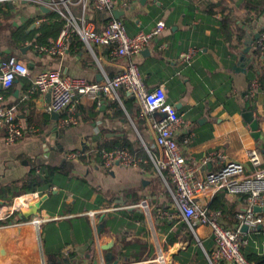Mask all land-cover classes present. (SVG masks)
<instances>
[{
    "label": "crops",
    "instance_id": "1",
    "mask_svg": "<svg viewBox=\"0 0 264 264\" xmlns=\"http://www.w3.org/2000/svg\"><path fill=\"white\" fill-rule=\"evenodd\" d=\"M115 1L113 12L119 13L113 16L124 24L129 36L150 32L157 21L165 24L163 32L131 58L114 56L107 47H93L91 52L75 34L65 41L61 54L39 52L40 47H55L62 27L56 38L47 39L48 45L33 44L30 33L50 12L24 1L0 2V65L14 57L29 66L28 75L16 76L7 89L0 87L2 104L17 106L18 119L27 130L15 143L5 144L0 139V264H45L47 253L72 257L79 253L77 260L84 264H102L103 258L107 264L108 252V264H209L207 255L214 246L208 224L197 223L192 232L181 220L170 183L162 181L150 159L158 157L152 124L159 114L142 115L138 101L119 90L118 99L92 102L80 98L75 104L78 123L63 127L67 112L57 113V122L52 120L44 111L50 101L47 93L30 92L29 85L41 70L54 68L61 75L101 82L131 60L138 67L145 90L162 87L167 103L178 113L180 125L174 139L188 164L212 157L200 168V174L217 171L228 162L250 170L247 152L264 144V89L259 84L254 98L248 96L249 86L262 72L254 54V38L264 26V10L246 24L242 0H130L126 5ZM85 18L100 29L109 14L89 8ZM41 19L44 21L37 23ZM57 21L64 25L58 16ZM222 21H226L227 31L221 29ZM18 28L29 38L24 44L17 42L19 36V40L13 36ZM73 36L78 46L72 45ZM189 50H195L191 63L180 61L179 56ZM115 101L120 115L110 109ZM247 103L252 105L258 124V139L251 136L242 117L248 112ZM97 146L133 151L141 163L103 169L94 159L83 162L81 155L69 156L90 154ZM43 166L62 170L53 179L50 195L35 192L10 196L2 190ZM162 174L167 179V172ZM217 195L226 208L237 211L234 218L210 208ZM244 201L243 196L210 190L196 200V205L207 212H219L221 223L235 228ZM141 203L146 208L139 206ZM37 220L39 224L34 223ZM102 223L104 228L97 233ZM242 232V250L264 253V229ZM47 243L65 246L44 250ZM102 246L110 248L106 251Z\"/></svg>",
    "mask_w": 264,
    "mask_h": 264
},
{
    "label": "built area",
    "instance_id": "2",
    "mask_svg": "<svg viewBox=\"0 0 264 264\" xmlns=\"http://www.w3.org/2000/svg\"><path fill=\"white\" fill-rule=\"evenodd\" d=\"M2 1H24L37 8L42 6L63 21L64 25L55 47L51 49L40 47L39 52L61 54L65 50V41L75 34L91 52L93 47H107L114 56L131 58L139 54L165 28L162 21H157L150 32L129 36L124 24L113 16L115 0H0ZM128 1L130 0H121L124 5ZM89 8L109 14V18L100 29H96L91 21L86 20L85 14ZM43 21L44 19H41L37 23ZM255 49L258 51L256 61L260 64L264 75V26L259 31ZM194 55L195 50H189L182 53L179 60L190 64ZM28 74L29 66L25 62L10 57L6 63L0 65V87L7 89L16 76ZM258 88L259 82L256 80L249 86L248 96L254 98ZM119 89L131 93L140 104L142 115L159 114L158 120L152 124L158 157L150 156V159L159 170L162 181L166 184L170 183L174 207L181 220L187 222L192 232L197 223H206L210 227L214 246L207 255L209 264H252L245 259L241 251V247L245 244L241 227L246 226L248 231H255L258 227L264 229V212L254 211L255 207H264V144L247 152L250 170H246L240 163L228 162L217 171L200 174V168L210 162L212 157L206 156L191 165L188 164L174 139V134L180 125L178 113L173 105L167 103L162 87L150 92L145 90L138 67L131 60L127 61L122 70L111 78L105 77L101 82L61 75L60 71L54 68L44 69L34 77L30 92L31 94L50 93V101L44 111L48 114L67 112V116L61 122L63 127H67L74 126L79 121L75 104L80 98L85 97L92 102H98L103 98L118 99ZM18 114L15 104L4 105L0 100V139L5 144L15 143L27 131L22 127ZM185 143L187 144L188 140H185ZM94 154H99L98 165L103 169H109L114 165L133 167L141 163L140 159L120 148L112 150L100 148V151L92 149L87 155L93 157ZM80 155L82 154H69V156ZM163 171L167 172V179L162 174ZM210 190L214 192L221 190L229 195L245 198L243 209L236 216L237 227L229 228L222 224L219 212H207L197 207L196 200ZM139 206L146 208L144 203ZM34 223L39 224L40 221ZM104 260L105 258L102 264H105Z\"/></svg>",
    "mask_w": 264,
    "mask_h": 264
},
{
    "label": "trees",
    "instance_id": "3",
    "mask_svg": "<svg viewBox=\"0 0 264 264\" xmlns=\"http://www.w3.org/2000/svg\"><path fill=\"white\" fill-rule=\"evenodd\" d=\"M244 9L246 10V17L244 19V22L246 24H249L254 17H256L258 14H260L264 10V0H242L241 1ZM46 21L43 22L36 30L30 33L31 37V43L33 44H42V45H48V38H56L57 34L59 33L62 23L57 21V16L53 13H48L45 15ZM221 29L227 31L228 26L226 24V21H222L220 25ZM13 36L16 38L17 36L20 37V40L17 41L20 44H24L26 40L29 38L25 35V32L18 28L13 31ZM240 37V36H239ZM72 45L75 44L78 46L79 41L77 40L76 36L71 37ZM254 54L257 56L258 51L255 49ZM255 56V57H256ZM259 84L262 89H264V75L261 72V76L258 77ZM32 86V82L29 85V89ZM122 92V89H119ZM118 90V91H119ZM37 95V94H33ZM119 96V95H118ZM249 102V101H248ZM250 103H247V111L253 113L252 105L250 106ZM78 107V106H77ZM76 107V108H77ZM110 109L113 110V113L115 115H120L121 112L119 111V107L117 106V101L112 102L110 104ZM76 110V109H75ZM140 110V109H139ZM138 110V111H139ZM77 112V111H76ZM120 113V114H117ZM123 114V113H122ZM43 119H47L43 116ZM105 146V145H104ZM96 147L95 150L100 151V148L108 149L107 147ZM83 155H81L79 158L85 162L88 160H95L96 164H99L100 158L99 154H94L93 157L91 155H85L84 152H81ZM133 154V151L130 152ZM138 156H141L138 154ZM137 158V157H136ZM32 169L29 174L25 176L20 182H16L17 184L13 183L10 186L3 187V191L9 192L10 196H19L22 194H29V193H35L39 192L41 194H51L54 186V177L57 174H61L62 170H59L56 167H49V166H43L40 168V170ZM220 196H215V199L213 200L212 204L210 205V208L213 210H221L224 214H229L231 218H234L237 211L232 210L231 208H226L224 205V202L220 198ZM246 249V248H245ZM243 256L245 259L252 263V264H264V253L259 254L255 249L247 248L245 251L242 250Z\"/></svg>",
    "mask_w": 264,
    "mask_h": 264
},
{
    "label": "water",
    "instance_id": "4",
    "mask_svg": "<svg viewBox=\"0 0 264 264\" xmlns=\"http://www.w3.org/2000/svg\"><path fill=\"white\" fill-rule=\"evenodd\" d=\"M42 11H44L45 13H47L48 11L45 10L43 7L41 8ZM119 12L118 11H115L113 12V15L115 17H117V14ZM259 37V33L256 34L255 36V40H257ZM246 44V42H245ZM251 44L249 43L248 46L242 51V54L240 55V60L242 61L244 58H245V54L247 53V51L249 50ZM129 95H131L130 92H127ZM46 99L47 101L50 100V93H47L46 95ZM104 107V104L101 103V109H103ZM50 117L52 120L56 121L59 119V115L57 113H50ZM242 117L244 119V121L249 125V128L251 130V136L255 139H258L259 136H260V133H259V130H258V124H257V121L254 119L253 115L251 112H247V113H244L242 114ZM157 118H159V116H157ZM56 128V127H55ZM49 195V194H48ZM43 196L42 197V201L48 196ZM255 212H261L263 211L264 212V207L263 208H259V207H255L254 209ZM103 216L101 215L100 216V220H102ZM104 228V224H100V226L98 227L97 229V233H100L101 229ZM259 228V227H258ZM242 230L243 231H246L247 230V227L246 226H243L242 227ZM110 247L109 246H102L101 249L103 250H108ZM93 246L91 247V254L90 256L93 255ZM3 252V250L1 249V253ZM75 257V258H74ZM81 258V255H79V253L75 254L73 257L72 256H66V255H57V254H54V253H47L46 254V261H45V264H84V261H80V260H77V259H80ZM110 258H111V255L110 253L108 252L107 254V257H106V263L108 264L109 261H110ZM74 259H76V262L74 261Z\"/></svg>",
    "mask_w": 264,
    "mask_h": 264
},
{
    "label": "rangeland",
    "instance_id": "5",
    "mask_svg": "<svg viewBox=\"0 0 264 264\" xmlns=\"http://www.w3.org/2000/svg\"><path fill=\"white\" fill-rule=\"evenodd\" d=\"M64 239L67 241V237H64ZM55 246H58V247H64L65 246V244H43V248H44V250H48V249H50V248H55ZM40 250V253H42L41 252V244H38V251Z\"/></svg>",
    "mask_w": 264,
    "mask_h": 264
}]
</instances>
